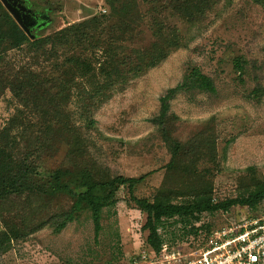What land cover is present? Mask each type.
<instances>
[{
  "label": "rangeland",
  "instance_id": "rangeland-1",
  "mask_svg": "<svg viewBox=\"0 0 264 264\" xmlns=\"http://www.w3.org/2000/svg\"><path fill=\"white\" fill-rule=\"evenodd\" d=\"M168 1L136 0L137 7L123 15L119 29L110 25L117 19L106 0H29L34 9L46 11L48 17L31 33L42 38L93 17H106L103 45L69 44L58 51L62 59L86 60L97 76L93 83L102 78L100 68L107 62L105 43L109 38H119L123 46L141 48L154 41L159 29L178 30L183 37L182 46L171 51L159 66L130 76L124 85L107 91L106 97L96 103L92 111L95 124L84 137L91 159L107 176H144L135 188L137 198L152 200L164 189L171 193L174 203H181L191 198L188 189L194 192L205 186L212 191L215 202L224 201L243 193L250 183L264 182V0H201V8L192 9V19L188 20ZM198 2L194 0V4ZM5 56L17 67L49 70L51 65L28 46L11 50ZM237 58L246 62L242 75L234 67ZM192 67L212 78L216 92L179 93L170 102V114L178 120L167 126L170 137L185 149L182 162L193 165L194 175L168 167L171 154L160 128L151 122L159 113L160 98L182 84ZM82 73L79 71L77 80L84 78ZM86 80L77 83L88 89ZM256 89L263 95L257 98ZM73 90L66 92L72 97V104L64 109L72 124L86 132L84 113L77 108L80 92L76 87ZM19 105L9 90L3 91L0 133L17 114ZM17 134L11 132L12 137ZM64 146L56 141L53 150L40 157L42 170L76 168ZM192 146L200 148V152L192 151ZM252 175L256 178L248 181ZM117 198L115 206L103 209L101 230L96 234L87 209L55 232L53 220L69 212L74 201L64 193L53 196L46 210L30 219L39 224L38 228L28 229L26 239L13 242L7 253L0 254V264H117L140 252L147 245L148 232L143 230L146 214L137 209L126 187L119 189ZM260 207L251 211L236 206L227 212L205 213L195 227L208 225L211 232L237 227L241 219L255 215ZM9 210L12 216L22 214L15 204ZM182 227L172 220L169 227L160 229L164 244L172 250L200 251L208 232L203 229L198 235L185 234Z\"/></svg>",
  "mask_w": 264,
  "mask_h": 264
},
{
  "label": "trees",
  "instance_id": "trees-1",
  "mask_svg": "<svg viewBox=\"0 0 264 264\" xmlns=\"http://www.w3.org/2000/svg\"><path fill=\"white\" fill-rule=\"evenodd\" d=\"M110 1L106 0L113 18L117 19V22L113 19L114 22L110 25H117L120 29L122 23L120 19L136 8L137 2ZM168 2L187 20L192 19V9L202 6L201 0L196 4L194 0ZM106 21L107 18L104 16L93 17L46 37H35L31 40L0 1V96L7 89L20 102L17 114L0 133V224L3 227L0 228V254L7 253L13 242L26 239L28 229L35 231L39 224L36 225V221L30 220L31 217L45 211L48 201L61 193L69 195L74 203L71 210L62 218L53 220L55 232L66 227L82 209H87L91 212L95 233L98 234L101 230L103 209L115 206L118 203L119 189L126 187L137 209L146 214L143 226V230L148 232L146 246L156 251H160L165 242L160 229L169 227L172 220L173 223L183 226L185 234L198 235L203 229L210 234L208 225L195 227L200 223L203 214L227 212L236 206L256 211L264 203V182L260 180L248 184L249 187L238 196L218 202L214 201L212 191L205 186L194 192H189L188 189L191 198L181 203H174L171 193L164 189L159 190L152 200L137 198L135 188L142 182L144 176L139 178L107 176L105 170L91 159V151L84 135L89 133L95 124L92 111L96 103L105 98L110 89L128 82L130 76L144 74L159 66L171 51L183 44V37L175 29H169L168 32L159 29L154 41L148 47L141 48L123 46L119 38H109L105 43L108 45L105 50L107 62L100 68L102 78L91 83L97 76L90 70V64L86 60L80 57L62 59L59 58L58 51L69 44L76 47L84 44L89 47L103 45L102 34L106 30L103 23ZM24 46H28L38 57L47 58L46 61L51 64L50 69L44 67L41 70H33L17 67L6 61V53ZM245 63L238 58L234 61L235 70L240 75L244 72ZM81 70L83 73L80 76L84 78L80 80L87 79L88 89L77 83L80 80H77L76 76ZM74 87L80 92L77 108L84 113L87 121L86 132L72 124L64 109V106L72 104V97L67 93L74 91ZM193 90L216 92L212 78L203 74L198 67H192L182 84L169 89L160 98L159 113L151 120L160 128L171 154L168 167L190 175H194V167L182 162L185 149L181 143L170 137L167 125L170 121L178 120L177 116L170 114V102L179 93L183 91L189 93ZM254 94L257 98L263 95L260 89H256ZM13 130L18 132L17 137L11 136ZM56 141L65 145L68 158L74 160L76 168L42 170L40 157L52 151ZM191 150L200 152L201 149L192 146ZM254 178L256 177L252 175L248 177V181ZM13 204L22 210V214L14 216L9 214ZM5 212L8 213L6 216ZM18 220H21V223Z\"/></svg>",
  "mask_w": 264,
  "mask_h": 264
},
{
  "label": "built area",
  "instance_id": "built-area-1",
  "mask_svg": "<svg viewBox=\"0 0 264 264\" xmlns=\"http://www.w3.org/2000/svg\"><path fill=\"white\" fill-rule=\"evenodd\" d=\"M117 264H264V203L237 227L214 230L198 252L150 246Z\"/></svg>",
  "mask_w": 264,
  "mask_h": 264
},
{
  "label": "flooded vegetation",
  "instance_id": "flooded-vegetation-1",
  "mask_svg": "<svg viewBox=\"0 0 264 264\" xmlns=\"http://www.w3.org/2000/svg\"><path fill=\"white\" fill-rule=\"evenodd\" d=\"M9 2L18 9L20 6H25L28 9V11L21 12V18L31 31L42 26V24L48 19L46 11H39L37 8L34 9L29 0H9Z\"/></svg>",
  "mask_w": 264,
  "mask_h": 264
},
{
  "label": "water",
  "instance_id": "water-1",
  "mask_svg": "<svg viewBox=\"0 0 264 264\" xmlns=\"http://www.w3.org/2000/svg\"><path fill=\"white\" fill-rule=\"evenodd\" d=\"M4 8L7 10V12L11 15V17L14 19L16 24L28 35L32 40L35 39V36L31 33V30L27 27L26 23L21 18V12L22 11H28V9L25 6H20L18 9L14 5H11L9 0H0Z\"/></svg>",
  "mask_w": 264,
  "mask_h": 264
}]
</instances>
